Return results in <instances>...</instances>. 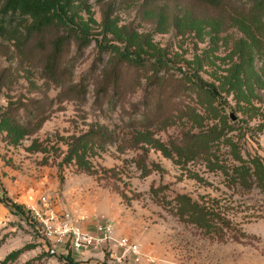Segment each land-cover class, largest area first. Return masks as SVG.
I'll return each instance as SVG.
<instances>
[{
  "label": "rangeland",
  "instance_id": "374dc122",
  "mask_svg": "<svg viewBox=\"0 0 264 264\" xmlns=\"http://www.w3.org/2000/svg\"><path fill=\"white\" fill-rule=\"evenodd\" d=\"M58 1L42 22L4 16L0 2V196L20 180L37 188L25 200L38 206L17 201L31 209L22 216L0 202V264H264V191L212 166L239 164L231 142L264 160V24L202 0ZM243 43L255 54L251 81L236 76ZM116 64L120 79L98 99L102 71ZM92 128L113 140L76 139ZM209 132L223 135L198 140ZM48 198L96 203V218L74 224H112L138 255L110 240L52 253ZM188 198L214 216L195 221Z\"/></svg>",
  "mask_w": 264,
  "mask_h": 264
},
{
  "label": "trees",
  "instance_id": "16d2710c",
  "mask_svg": "<svg viewBox=\"0 0 264 264\" xmlns=\"http://www.w3.org/2000/svg\"><path fill=\"white\" fill-rule=\"evenodd\" d=\"M3 0H0L2 2ZM147 4L153 5L154 3L161 0H144ZM203 2L218 8L220 10H229L233 11L236 15L242 16V18L246 20H250L252 22H260L264 24V0H202ZM60 2L58 0H5L4 3V16L8 15L10 12V17L17 14V12L24 11L27 16L32 18H39L40 22L43 21V16L45 13L50 11L52 8H58ZM57 9V13H58ZM3 20H0V28L3 27ZM47 20L49 22L53 21V18L48 17ZM85 40H82L79 45V49L81 50L83 44H85ZM100 55L99 58H102V54L110 51V47L103 44L100 46ZM240 61L237 64L236 76L240 78L242 75L249 79H252L251 73L254 70V62H255V54L252 46L250 44H240ZM61 44L60 39L56 40L54 50L50 54V63L48 64L49 69L53 68L56 63V60L61 56ZM121 59L127 60L132 63H144L139 56H133L132 54L123 51L121 52ZM103 59H101L102 61ZM120 69L116 64L111 66L109 69H105L102 71V75L99 80V84L97 87V98L100 99L104 94L110 90V88L117 84L120 79ZM200 86L209 90V92L213 96H220V92L218 88L213 84H207L203 81L200 82ZM216 133V132H215ZM214 133L209 132V134L198 135V140L203 141L204 143L205 136H213ZM223 134H214V140H218ZM82 137H100L102 139H107V141H112L113 136L107 131H102L98 129H90L81 136L76 139H80ZM108 137V138H105ZM76 141V140H75ZM231 152L233 153V157L238 161L239 164H233L232 167H225L223 164H220L214 161L212 165L213 168L223 169L224 173L229 178L230 182L233 185L238 187L250 188L252 186H258L262 191H264V160L260 155L250 154L248 158H243L241 155V151L235 142H231ZM206 153V151H205ZM208 153V152H207ZM210 161V160H208ZM216 162V163H215ZM218 163V164H217ZM0 202L5 204L9 210L13 214L18 215H28L31 213V209L27 208L22 203L17 202L11 196H9L8 192L5 195L0 196ZM185 212L188 213L195 221L205 222L207 219L212 218L214 213L207 210V208L201 206L196 201H192L190 198L187 200V206L185 208ZM237 239V235L235 236ZM70 245L67 242V245ZM67 249V248H66ZM65 249V250H66ZM57 253V252H56Z\"/></svg>",
  "mask_w": 264,
  "mask_h": 264
},
{
  "label": "built area",
  "instance_id": "2783aa9c",
  "mask_svg": "<svg viewBox=\"0 0 264 264\" xmlns=\"http://www.w3.org/2000/svg\"><path fill=\"white\" fill-rule=\"evenodd\" d=\"M67 221L60 226L48 224L47 234L55 241V246L51 249L56 253V248H67V242L74 251H82L85 248L98 246L100 241L110 240L125 246L130 251L138 255V244L130 242L126 237H117L113 231V225L109 223L98 224L95 229H85L74 224V221L67 215Z\"/></svg>",
  "mask_w": 264,
  "mask_h": 264
},
{
  "label": "crops",
  "instance_id": "0c3cea01",
  "mask_svg": "<svg viewBox=\"0 0 264 264\" xmlns=\"http://www.w3.org/2000/svg\"><path fill=\"white\" fill-rule=\"evenodd\" d=\"M20 188V190L23 188L22 190V194L19 195V197H15L17 195V190H18V187ZM37 189V188H36ZM35 188H32L31 190H28L26 188H24L22 182L20 180H17L15 182H11V186L8 188V191H9V194L11 196H14L16 201H19V202H22V203H26V205L28 206H31L32 208L34 207H38L37 206V202H34V203H28L26 202V198L29 197L31 199H33L34 196H36V190ZM32 192L33 195L30 193ZM63 196L65 197V195L63 194ZM48 200L50 201V198H48ZM47 200V203H44L45 205H49L48 207V213L51 214V217L54 219H56V226H59L63 223V221L65 220V217H61V213H63V211L61 210L62 208H66V211L65 212L66 214V217L67 215H71L72 216V220L76 223V224H79L78 222H80L82 220V218H84L85 216H91L92 218H96V214L94 211L95 209H98V206L97 204L95 203V205L92 203V202H89L88 204H79L76 208H68L67 205H69V201L67 199L66 203H62L60 200L62 199H56L55 201H50L48 202ZM69 203V204H68ZM93 207H94V210H93ZM97 213V212H96ZM94 223L95 222V219H92L91 221H89L88 223L91 224V223Z\"/></svg>",
  "mask_w": 264,
  "mask_h": 264
},
{
  "label": "water",
  "instance_id": "95a60500",
  "mask_svg": "<svg viewBox=\"0 0 264 264\" xmlns=\"http://www.w3.org/2000/svg\"><path fill=\"white\" fill-rule=\"evenodd\" d=\"M231 117L235 120L236 119V116L234 113L231 114Z\"/></svg>",
  "mask_w": 264,
  "mask_h": 264
}]
</instances>
